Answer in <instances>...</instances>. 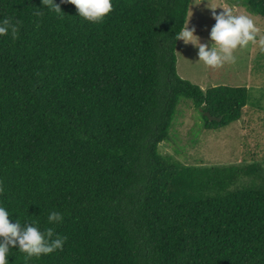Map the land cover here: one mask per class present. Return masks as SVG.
Instances as JSON below:
<instances>
[{
    "label": "trees",
    "instance_id": "obj_1",
    "mask_svg": "<svg viewBox=\"0 0 264 264\" xmlns=\"http://www.w3.org/2000/svg\"><path fill=\"white\" fill-rule=\"evenodd\" d=\"M193 1L112 0L91 23L62 0L59 14L0 0V21L19 22L0 36V204L67 237L39 258L13 248L9 264H264V161L188 166L160 150L183 104L217 131L252 100L178 74ZM246 1L264 19V0Z\"/></svg>",
    "mask_w": 264,
    "mask_h": 264
},
{
    "label": "rangeland",
    "instance_id": "obj_2",
    "mask_svg": "<svg viewBox=\"0 0 264 264\" xmlns=\"http://www.w3.org/2000/svg\"><path fill=\"white\" fill-rule=\"evenodd\" d=\"M244 1L247 3L246 0H194L190 8L189 28H195L201 43L210 44L209 33L215 24L212 14L213 11L222 12L220 8L231 10L235 15H249L259 32L255 42L234 51V64L217 69L199 62L198 48L180 41L178 74L182 79L203 90L220 85L253 89L244 119L217 131L204 128L205 121L193 106L183 104L180 107L170 139L160 150L184 165L228 167L264 161V62L258 59L264 58V44L261 43L264 19L252 14Z\"/></svg>",
    "mask_w": 264,
    "mask_h": 264
},
{
    "label": "clouds",
    "instance_id": "obj_3",
    "mask_svg": "<svg viewBox=\"0 0 264 264\" xmlns=\"http://www.w3.org/2000/svg\"><path fill=\"white\" fill-rule=\"evenodd\" d=\"M62 2L74 5L77 16L91 23L101 22L113 11L112 0H62ZM42 4L49 11L57 14L62 12L55 0H42ZM220 9L223 11L219 14L215 11L212 14L215 24L209 33L210 44L200 42L195 34V28H189V20L174 38L175 41L182 40L186 45L191 44L198 48V61L213 69L223 67L225 64H234L236 62L234 51L255 42L259 32L249 15H235L231 10ZM35 15L42 17L44 13L37 11ZM18 23V21L13 23L10 18L0 21V36H6L10 31L12 38L15 39L19 32ZM261 43L264 44V40ZM2 191L3 188L0 186V192ZM11 216L8 208L0 204V264H9L7 257L13 248H18L19 252L26 254V260L63 250L67 237L59 236L52 227L41 231L36 222L30 220L21 222L16 219L13 223L10 222ZM62 222L63 216L60 212H49L48 225Z\"/></svg>",
    "mask_w": 264,
    "mask_h": 264
},
{
    "label": "water",
    "instance_id": "obj_4",
    "mask_svg": "<svg viewBox=\"0 0 264 264\" xmlns=\"http://www.w3.org/2000/svg\"><path fill=\"white\" fill-rule=\"evenodd\" d=\"M208 119H209V121H211V122H213V121H217V122H220L221 121V119L220 118H215V117H213L210 113H205L204 114Z\"/></svg>",
    "mask_w": 264,
    "mask_h": 264
}]
</instances>
